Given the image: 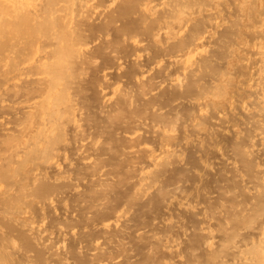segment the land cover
Returning a JSON list of instances; mask_svg holds the SVG:
<instances>
[{
	"label": "bare ground",
	"instance_id": "obj_1",
	"mask_svg": "<svg viewBox=\"0 0 264 264\" xmlns=\"http://www.w3.org/2000/svg\"><path fill=\"white\" fill-rule=\"evenodd\" d=\"M0 264H264V0H0Z\"/></svg>",
	"mask_w": 264,
	"mask_h": 264
}]
</instances>
